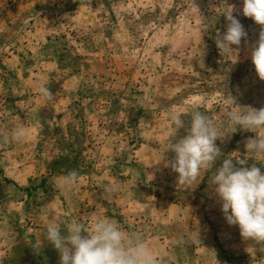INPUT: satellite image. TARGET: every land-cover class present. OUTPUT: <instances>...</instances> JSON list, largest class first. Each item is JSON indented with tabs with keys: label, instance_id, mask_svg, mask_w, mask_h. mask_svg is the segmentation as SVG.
I'll return each instance as SVG.
<instances>
[{
	"label": "rangeland",
	"instance_id": "rangeland-1",
	"mask_svg": "<svg viewBox=\"0 0 264 264\" xmlns=\"http://www.w3.org/2000/svg\"><path fill=\"white\" fill-rule=\"evenodd\" d=\"M231 9L247 36L222 56L216 41ZM262 29L243 15V0H22L6 11L0 264H60L46 225L58 221L66 234L67 223L100 218L141 240L158 264H264V241L245 240L226 222L212 185L221 160L244 158L257 136L236 130L227 112L264 108L251 59ZM193 110L226 135L215 141L222 155L214 168L184 190L164 167L175 158L166 151L168 116L184 113L170 138L177 143ZM233 163L264 173V156Z\"/></svg>",
	"mask_w": 264,
	"mask_h": 264
},
{
	"label": "clouds",
	"instance_id": "clouds-1",
	"mask_svg": "<svg viewBox=\"0 0 264 264\" xmlns=\"http://www.w3.org/2000/svg\"><path fill=\"white\" fill-rule=\"evenodd\" d=\"M243 15L264 26V0H243ZM226 19L230 22L227 31L216 41L222 56L230 55L234 49L232 45H240L242 37L247 36L240 21L232 15V9L226 14ZM251 59L259 78L264 80V29ZM40 91L45 96L50 95L43 86ZM183 115V112L172 111L168 116L170 127L166 136V151L173 150L175 158L165 161L164 167H171L179 174L177 186L186 190L202 171L214 168L222 155L215 141L226 134L221 137L213 119L193 110L185 134L177 143H172L170 138L184 127ZM227 117L236 130L239 126L256 132L257 136L248 139L244 158L239 154L221 160L222 163L215 167L212 185H215V192L222 201L221 211L226 222L238 225L245 240L261 242L264 241V173L255 164L236 167L233 160L245 165L249 157L264 156V131H261L264 130V108L257 110L249 107L246 111L233 108L227 112ZM13 135L19 140L24 132L17 129ZM71 183V177L65 179V186ZM46 239L59 250L60 264H158V258L141 240L127 236L117 222L106 218L96 219L90 225L72 221L66 225V234H62L61 223L53 220L46 225ZM38 247L33 246L36 250Z\"/></svg>",
	"mask_w": 264,
	"mask_h": 264
},
{
	"label": "built area",
	"instance_id": "built-area-1",
	"mask_svg": "<svg viewBox=\"0 0 264 264\" xmlns=\"http://www.w3.org/2000/svg\"><path fill=\"white\" fill-rule=\"evenodd\" d=\"M21 1L22 0H0V18L6 11H8Z\"/></svg>",
	"mask_w": 264,
	"mask_h": 264
},
{
	"label": "crops",
	"instance_id": "crops-1",
	"mask_svg": "<svg viewBox=\"0 0 264 264\" xmlns=\"http://www.w3.org/2000/svg\"><path fill=\"white\" fill-rule=\"evenodd\" d=\"M11 30V28L10 27H7V29L5 30L6 32H8V31H10Z\"/></svg>",
	"mask_w": 264,
	"mask_h": 264
}]
</instances>
